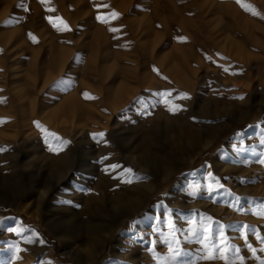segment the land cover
Returning <instances> with one entry per match:
<instances>
[{"label":"rangeland","instance_id":"1","mask_svg":"<svg viewBox=\"0 0 264 264\" xmlns=\"http://www.w3.org/2000/svg\"><path fill=\"white\" fill-rule=\"evenodd\" d=\"M262 161L264 0H0V264H264Z\"/></svg>","mask_w":264,"mask_h":264},{"label":"bare ground","instance_id":"2","mask_svg":"<svg viewBox=\"0 0 264 264\" xmlns=\"http://www.w3.org/2000/svg\"><path fill=\"white\" fill-rule=\"evenodd\" d=\"M144 209H145V205H139L138 209L134 210L130 214H126V212L122 211L121 213L123 214H120V216H116L115 219L112 220L111 222H107V225L103 227V229L100 232H96L95 234V232L93 231L92 234L93 235L95 234L96 239L94 240L90 239L88 236L84 244H82V247H84L89 254L88 259L86 260L87 262H85L84 264H87L91 260H95L96 258H98L106 250L107 244H109L110 239L114 236L116 231L120 229L121 226H123L127 220H130L134 215L140 213ZM62 210H63L62 212H65L62 214L65 215L60 214V216H57L54 213L56 215L55 219L48 220V223H50L51 226L54 227L55 231L59 233L60 240L63 242L66 241L67 245L70 248L69 250H72L71 247L72 246L74 247L75 244L70 240L74 238V233L72 231V228L76 224L75 219L77 214L75 211L71 209V207H64ZM71 223H74V226H72ZM9 225H11L14 230L25 231L26 233L32 235L40 244L42 243L40 237L35 232L30 231L19 219H12ZM87 234L89 235V232H87ZM90 242H92L91 246L89 245ZM130 245L131 244L129 243L126 242L119 243L118 241L114 242L111 245L109 255H112L114 259H116L115 261L116 264H131V261L134 259L136 255L135 250L137 246H134L132 249H128V246ZM50 252H52V249H50ZM145 254L147 255V253ZM141 260L144 261L145 258L142 257Z\"/></svg>","mask_w":264,"mask_h":264},{"label":"snow or ice","instance_id":"3","mask_svg":"<svg viewBox=\"0 0 264 264\" xmlns=\"http://www.w3.org/2000/svg\"><path fill=\"white\" fill-rule=\"evenodd\" d=\"M41 2H42V3H43V2H46V0H41ZM238 2H239V0H238ZM112 16H113V17L117 16V13H115V12L112 13ZM97 19H98V20H102V18L99 17V16L97 17ZM61 23H63V22H61ZM63 27H64L65 29H67L68 26H67L66 24H64ZM31 38H32L33 40L35 39V37H31ZM169 110H170V111H174V109H169ZM37 126L39 127V125H37ZM99 135H100L101 137H103V136H104V133H100ZM262 162H264V161H262ZM129 171H131V170H129ZM69 204L72 205V202H69ZM74 206L79 207V205H74ZM17 250H19V249H17Z\"/></svg>","mask_w":264,"mask_h":264}]
</instances>
